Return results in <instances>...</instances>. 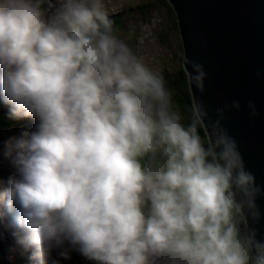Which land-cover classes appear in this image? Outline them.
Returning <instances> with one entry per match:
<instances>
[{"label": "clouds", "instance_id": "clouds-1", "mask_svg": "<svg viewBox=\"0 0 264 264\" xmlns=\"http://www.w3.org/2000/svg\"><path fill=\"white\" fill-rule=\"evenodd\" d=\"M0 102L35 121L0 139V220L33 264H264L262 189L223 109L183 113L103 0H0Z\"/></svg>", "mask_w": 264, "mask_h": 264}, {"label": "water", "instance_id": "water-1", "mask_svg": "<svg viewBox=\"0 0 264 264\" xmlns=\"http://www.w3.org/2000/svg\"><path fill=\"white\" fill-rule=\"evenodd\" d=\"M168 1L178 20L187 74L193 70L187 60L206 73L203 90L189 81L193 101L204 105L213 124L223 109L221 125L262 189L260 218L250 223L264 240V0Z\"/></svg>", "mask_w": 264, "mask_h": 264}, {"label": "rangeland", "instance_id": "rangeland-1", "mask_svg": "<svg viewBox=\"0 0 264 264\" xmlns=\"http://www.w3.org/2000/svg\"><path fill=\"white\" fill-rule=\"evenodd\" d=\"M107 1L114 3L118 12H125L123 9L126 8L131 11L132 17L124 25V31H117L135 46L137 53L144 57L154 72L171 75L180 69L183 65V42L179 30L174 28L176 14L168 0ZM142 11L145 14H140Z\"/></svg>", "mask_w": 264, "mask_h": 264}, {"label": "trees", "instance_id": "trees-1", "mask_svg": "<svg viewBox=\"0 0 264 264\" xmlns=\"http://www.w3.org/2000/svg\"><path fill=\"white\" fill-rule=\"evenodd\" d=\"M138 9H140V6ZM171 10L174 12L173 8ZM172 11H169L170 14H173ZM140 14L143 15L145 12L142 11ZM130 16V11L122 12L118 17L112 19L114 27L118 31H124V25L131 18ZM176 19L175 16L174 28L178 31V23L176 22ZM162 37L163 36L160 35V38ZM162 40L164 39L162 38ZM181 60L182 62L184 61V53ZM161 76L164 78L167 87L173 91L174 102L179 106L183 113H187L193 103V97L190 90L189 78L183 65L173 74L170 75L165 73ZM201 134L203 135V132Z\"/></svg>", "mask_w": 264, "mask_h": 264}, {"label": "bare ground", "instance_id": "bare-ground-1", "mask_svg": "<svg viewBox=\"0 0 264 264\" xmlns=\"http://www.w3.org/2000/svg\"><path fill=\"white\" fill-rule=\"evenodd\" d=\"M170 5H171V3H170ZM131 17V16H130ZM129 18V17H128ZM178 30H179V27H178ZM179 35H180V31H179ZM183 44V43H182ZM7 234V233H6ZM7 236L9 237V235L7 234ZM10 238V237H9ZM2 254V253H1Z\"/></svg>", "mask_w": 264, "mask_h": 264}]
</instances>
